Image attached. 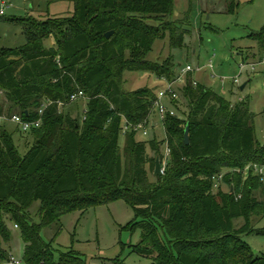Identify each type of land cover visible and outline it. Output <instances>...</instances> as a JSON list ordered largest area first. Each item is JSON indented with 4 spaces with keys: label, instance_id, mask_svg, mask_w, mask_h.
<instances>
[{
    "label": "trees",
    "instance_id": "1",
    "mask_svg": "<svg viewBox=\"0 0 264 264\" xmlns=\"http://www.w3.org/2000/svg\"><path fill=\"white\" fill-rule=\"evenodd\" d=\"M74 1L70 16L12 20L27 40L0 48L6 103L0 99V117H42V125L28 131L34 143L24 156L14 139L24 131L0 126V261L13 254L5 247L12 239V219L22 229L26 264H88L73 250L57 253L42 230L63 214L123 199L136 212L131 231L143 233L133 252L151 264H264V256L242 238L253 231L252 216L264 215V175L252 167L264 165V144L256 140L249 99L234 105L190 71L177 87L178 99L169 101L178 115L161 119L165 138L139 140L137 132L143 131L129 130L122 156L124 120L133 126L150 122L157 99V90L148 85L126 89L125 75L142 70L176 81L189 63L176 55L148 56L167 36L173 49H183L186 20L174 19L176 0ZM252 37L264 50V29ZM50 38L55 44L48 47ZM79 89L88 96L87 112L81 118L61 112L58 101L70 103L69 95ZM166 145L171 149L167 170L156 174ZM225 170L229 191L215 192L213 177ZM38 200L39 224L30 219ZM238 217L246 219L239 228Z\"/></svg>",
    "mask_w": 264,
    "mask_h": 264
},
{
    "label": "rangeland",
    "instance_id": "2",
    "mask_svg": "<svg viewBox=\"0 0 264 264\" xmlns=\"http://www.w3.org/2000/svg\"><path fill=\"white\" fill-rule=\"evenodd\" d=\"M234 3V4H233ZM233 4V5H231ZM230 6L233 8L230 9ZM0 48H12L23 45L26 35L21 25L15 21L24 17L46 19L55 16H70L75 12L74 0H0ZM173 17L176 21H184L188 33L185 35V47L173 49L169 37L158 39L148 58L164 60L170 55H176L179 62L202 67L195 72L196 79H202L210 87L233 101L239 102V97L249 99L252 112L255 114L254 128L256 140L264 144V74L258 72L249 74L250 66L239 77L240 84H234V78L240 74V64L264 60V50L259 47V41L252 36L264 29V0H176ZM189 17V21H187ZM55 40L50 38L46 45L53 46ZM214 75V76H213ZM251 75V76H249ZM125 88L135 90L146 85L158 90L167 84L150 71H128ZM199 78V79H198ZM225 78V83L222 82ZM251 79V80H249ZM250 81L244 90L240 87ZM235 85V94L230 89ZM2 104L4 93L0 92ZM88 100H79L62 107L61 112L70 113L73 117H82L87 109ZM184 108V107H183ZM9 116L7 113L3 116ZM148 133L137 132V138H165L163 123L158 119L157 128L152 121ZM0 126L8 131L18 130L17 125L8 119L0 118ZM123 133V132H122ZM14 139L19 144L24 156L32 147L34 140L30 132L17 131ZM125 135L120 137L121 154L124 156ZM166 147L164 146V151ZM229 170L224 171V179L220 183L222 191H229L225 177ZM218 192V189L215 190ZM42 202L35 201L30 207V219L39 224ZM136 220L135 209L125 200L120 199L109 204L98 205L87 211L76 210L60 217L55 223L42 230V237L52 242L58 250H73L82 255L88 264H117L120 260L125 264H151V261L133 252V246L140 243L142 230L132 232L130 224ZM235 226L242 227L246 223L244 217L235 219ZM15 221L8 219L12 239L5 244L14 255L23 258L26 243L22 229L16 227ZM253 231L242 234L254 252L264 256V215H253L251 219Z\"/></svg>",
    "mask_w": 264,
    "mask_h": 264
},
{
    "label": "built area",
    "instance_id": "3",
    "mask_svg": "<svg viewBox=\"0 0 264 264\" xmlns=\"http://www.w3.org/2000/svg\"><path fill=\"white\" fill-rule=\"evenodd\" d=\"M0 14H4V10L0 11ZM261 63H264V60H262ZM258 64H256V62H250V63H241L240 64V74L237 75L233 82L234 84L238 85L240 84V79L239 77L242 75V73L244 72L245 69H247L249 66L252 69L251 72H255L256 67ZM202 69V67H193L192 65H187V67H185L179 78L176 81H167V84L160 88L157 92V99L155 101V109L156 112L160 115L161 119H165L166 116L168 114L173 115V116H177L178 115V111L176 110L175 107H173L172 105L169 104V101L172 99H178L179 97V92L177 87L180 85H183L186 82V75L188 72L190 71H200ZM222 81H225V78H222ZM194 84H197V81L194 82ZM88 100V96L85 92V90L83 89H79L78 91H75L73 93H71L69 95V101L70 103H74L77 102L79 100ZM52 103V101H49L47 103H45L42 108L40 109V114L41 116L44 114L45 110L47 109V107ZM58 104L60 106H64L65 102L63 101H58ZM87 112V109L84 111V114ZM1 119H8L11 122L15 123L16 125H18L22 131L24 132H28L30 131L33 127H40L42 125V117L35 119V120H25L21 115L19 114H13L12 116H5V117H0ZM151 121V119H150ZM150 122L149 121H145L141 124L138 125H132L128 122L127 119L124 120V124H123V134H126V132H128L129 130H136V131H143V133L146 135L148 133L147 131V126H149ZM170 156H171V149L168 145H166V150L164 152L163 157L160 159L161 160V172L162 174H164L167 170L168 167V163L170 160ZM256 172H258L261 175H264V165H258L255 164L252 166ZM251 169V166L247 167L243 172L248 174L249 170ZM224 179V173H221L219 175H215L213 177L214 180V187L216 189H218L220 187V183L223 181ZM18 225H16L17 227ZM0 264H26L23 259L19 258L18 256L14 255V254H10L9 258L7 260H2L0 261Z\"/></svg>",
    "mask_w": 264,
    "mask_h": 264
},
{
    "label": "crops",
    "instance_id": "4",
    "mask_svg": "<svg viewBox=\"0 0 264 264\" xmlns=\"http://www.w3.org/2000/svg\"><path fill=\"white\" fill-rule=\"evenodd\" d=\"M262 61H256V63H258L259 65H262V64H264V63H261ZM258 66V65H257ZM258 72H261V73H263L264 74V67L262 66V67H260V69H259V71ZM258 72H251V73H249V74H253V75H255V73H258ZM214 76V75H213ZM249 76H251V75H249ZM197 78V77H196ZM199 79V78H198ZM222 80V79H221ZM249 80H251V79H249ZM247 81L246 83H244L243 85H245V88H246V86H247V84L250 82V81ZM198 81H200V82H203V83H205V84H207L206 82H204L202 79H199ZM223 82V81H222ZM223 83H225V82H223ZM208 85V84H207ZM242 85V86H243ZM209 86V85H208ZM241 86V87H242ZM213 88V87H212ZM235 85L234 86H232L231 87V89H230V91H231V93H232V95L233 94H235L234 92H235ZM244 88V89H245ZM243 89V90H244ZM242 90V89H241ZM243 98L242 97H239V101H241ZM233 102V101H232ZM234 103V102H233ZM251 108V107H250ZM160 120L161 122H162V120H161V117H160V115L157 113V117H155L154 119H153V121H152V125H153V127H155V128H157V120Z\"/></svg>",
    "mask_w": 264,
    "mask_h": 264
},
{
    "label": "water",
    "instance_id": "5",
    "mask_svg": "<svg viewBox=\"0 0 264 264\" xmlns=\"http://www.w3.org/2000/svg\"><path fill=\"white\" fill-rule=\"evenodd\" d=\"M113 34V31H110L106 34V36L108 38L111 37V35ZM245 88V85H243L241 87V89L243 90ZM185 139H186V143H190V135H189V127L187 126L186 130H185ZM156 174H160L161 172V160L160 158H157L156 160V170H155Z\"/></svg>",
    "mask_w": 264,
    "mask_h": 264
}]
</instances>
